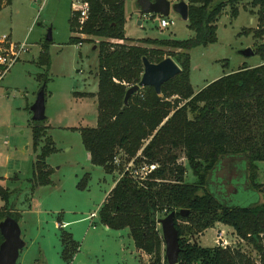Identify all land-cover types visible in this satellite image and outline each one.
I'll return each mask as SVG.
<instances>
[{
    "label": "trees",
    "instance_id": "trees-1",
    "mask_svg": "<svg viewBox=\"0 0 264 264\" xmlns=\"http://www.w3.org/2000/svg\"><path fill=\"white\" fill-rule=\"evenodd\" d=\"M86 1L87 18L80 23L78 14L72 12L69 23L76 33L70 42H98L97 91L82 94L96 98L97 124L78 129L90 162L107 173H113L123 161L157 164L142 181L122 167L121 176L99 209L101 223L116 230L128 228L135 247L148 255L152 264H167L159 220L174 211L180 247L177 264H264V195L263 201L236 205L206 189L213 170L226 166L225 159L243 158L248 187L264 193V183H256L254 176L256 163L264 162V64L243 65L196 92L190 83V50L214 43L219 16L229 8L230 16L235 17L243 0H187L186 22L192 31L189 38L130 39L133 43L126 42L125 0ZM250 4L257 7L258 24L251 32L258 39L264 37V0H250ZM254 53L264 58V43L258 44ZM143 57L152 63L171 57L181 70L161 85L160 94L145 86L125 104L126 90L141 79ZM37 62L46 67L37 76L44 81L50 65L48 55L42 51ZM44 120H34L32 126L33 149L40 148L33 163L32 189L51 183L46 157L55 147L45 137L46 126L41 124ZM178 151L195 176L193 183L184 180L185 167L178 162ZM117 157L120 164L114 163ZM87 179L85 175L79 185L85 187ZM13 193L15 190L0 185L4 201L0 221L6 216L18 221ZM181 209L188 213L180 214ZM216 222L232 227L255 250L257 259L240 247H205L188 239ZM2 240L0 233V243ZM61 241L63 258L72 260L77 243L64 231Z\"/></svg>",
    "mask_w": 264,
    "mask_h": 264
},
{
    "label": "rangeland",
    "instance_id": "rangeland-1",
    "mask_svg": "<svg viewBox=\"0 0 264 264\" xmlns=\"http://www.w3.org/2000/svg\"><path fill=\"white\" fill-rule=\"evenodd\" d=\"M73 1L12 0L11 6L0 9V38L10 35L11 42L28 45V51L0 81V185L15 190L11 198L14 210L19 213L18 224L25 241L17 263L152 264L148 255L137 252L128 228L111 229L99 219V209L126 162L114 174L107 173L101 166L91 164L81 140L78 129L97 124L96 99L82 94L97 90L98 42L97 39L80 45L70 42L76 36L69 23ZM124 9V30L129 40L186 39L192 35L187 22L172 10L165 17H141L136 0H125ZM163 18L172 22L166 28L160 26ZM257 24V7H252L250 0L239 4L235 17L230 16L229 8L222 12L216 21V41L189 52L190 83L195 91L243 65L264 64L260 54L242 53L246 48L254 51L258 44L264 43V37L257 39L251 32ZM49 31L52 39L45 44ZM42 51L50 60L46 81L37 78L46 70L45 65L37 62ZM44 83L45 120L41 124L46 126L45 137L52 140L55 150L46 157L51 183L32 189L33 163L40 148L35 151L32 145L31 105ZM178 155V162L185 167V182L193 183L195 176L186 158L180 151ZM225 160L226 166L219 165L211 173L207 191L236 205L263 201V192L248 187L245 159ZM85 175L88 179L85 187H81L79 183ZM254 176L256 183H264V162L256 163ZM3 206L0 197V208ZM93 213L96 215L91 216ZM65 222L67 225L60 227ZM218 225L224 230L229 246L240 247L257 259L255 250L232 227L221 222ZM221 229L210 227L188 239L197 240L205 247L214 246L216 231ZM63 231L70 233L78 245L70 261L62 256Z\"/></svg>",
    "mask_w": 264,
    "mask_h": 264
},
{
    "label": "water",
    "instance_id": "water-1",
    "mask_svg": "<svg viewBox=\"0 0 264 264\" xmlns=\"http://www.w3.org/2000/svg\"><path fill=\"white\" fill-rule=\"evenodd\" d=\"M139 7V15H161L167 16L170 11H174L180 17L187 21L188 4L185 0H136ZM140 23V22H139ZM49 31L46 41H51ZM245 56L254 54L251 48L242 51ZM144 71L138 83L130 86L124 96V103H128L129 97L145 86H151L157 94L161 93V85L173 78L180 72L179 65L171 58L166 57L158 63L150 62L143 57ZM32 119L41 121L45 119V93L44 85L41 86L34 103L31 105ZM180 214L186 215L188 210L181 209ZM175 212L172 211L160 218L159 225L161 228L162 239L164 243V256L167 264H177L180 252L178 231L174 223ZM0 233L3 237L0 243V264H18L20 250L25 246V241L21 238V229L18 221L11 216H6L0 221Z\"/></svg>",
    "mask_w": 264,
    "mask_h": 264
},
{
    "label": "built area",
    "instance_id": "built-area-1",
    "mask_svg": "<svg viewBox=\"0 0 264 264\" xmlns=\"http://www.w3.org/2000/svg\"><path fill=\"white\" fill-rule=\"evenodd\" d=\"M72 12L78 14V19L80 23L87 18L89 12V3L86 0H74L72 2ZM165 17V16H164ZM171 20L161 19L160 26L166 28L171 24ZM80 44V43H78ZM28 51V45L26 42L15 43L11 42L8 35H2L0 38V81L5 76L9 68L24 54ZM122 161L119 157L114 160L115 164H120ZM157 164L155 163H141L134 165L133 161L130 160L124 165V170L129 172V174L138 180H145L148 178L149 174L155 170ZM93 213L91 216H95ZM62 226V225H61ZM224 231H216L215 243L220 246H229L230 243L224 237Z\"/></svg>",
    "mask_w": 264,
    "mask_h": 264
},
{
    "label": "crops",
    "instance_id": "crops-1",
    "mask_svg": "<svg viewBox=\"0 0 264 264\" xmlns=\"http://www.w3.org/2000/svg\"><path fill=\"white\" fill-rule=\"evenodd\" d=\"M175 0H172V2H174ZM186 2H187V0H185ZM11 4H12V0H10L9 2L7 1V0H0V9H6L7 7H9V6H11ZM136 5H137V2H136ZM137 8H139L138 7V5H137ZM10 36V35H9ZM9 36H8V38H9ZM126 36V35H125ZM140 39V38H139ZM96 40V39H95ZM97 41V40H96ZM126 42H129V43H133V42H135V41H133V42H131V40H127ZM81 44V43H80ZM80 44H78V45H80ZM95 75H97V72L95 73ZM97 91V90H96ZM96 91L95 92H90V93H96ZM195 91V90H194ZM196 92V91H195ZM90 99H93V98H95V97H93V96H91V97H89ZM87 99H88V97H87ZM96 99V98H95ZM87 154H88V157H89V159H90V155H89V153L87 152ZM110 174H114V172L113 173H110ZM115 182H116V180L111 184V186H110V188H109V191L112 189V187L115 185ZM220 224V222H216L215 223V225L213 226V227H217L218 226V229H221V228H219V225L218 224ZM67 225V222H65V223H63V224H61L60 223V227H63L64 225ZM62 225V226H61ZM106 226V225H105ZM221 230H223V229H221ZM224 231V230H223ZM129 232V231H128ZM129 235H130V232H129ZM202 236V235H201ZM133 244H134V242H133ZM135 246V245H134ZM137 250V252H139L140 254H141V250H139V249H136ZM142 254H143V252H142Z\"/></svg>",
    "mask_w": 264,
    "mask_h": 264
}]
</instances>
